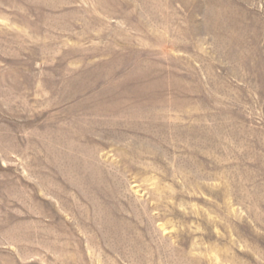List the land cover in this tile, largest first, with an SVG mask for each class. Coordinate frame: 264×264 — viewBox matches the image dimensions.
I'll list each match as a JSON object with an SVG mask.
<instances>
[{
    "label": "rangeland",
    "instance_id": "rangeland-1",
    "mask_svg": "<svg viewBox=\"0 0 264 264\" xmlns=\"http://www.w3.org/2000/svg\"><path fill=\"white\" fill-rule=\"evenodd\" d=\"M0 264H264V0H0Z\"/></svg>",
    "mask_w": 264,
    "mask_h": 264
}]
</instances>
